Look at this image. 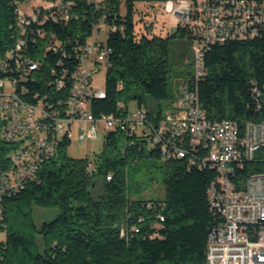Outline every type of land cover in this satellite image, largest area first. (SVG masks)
I'll return each mask as SVG.
<instances>
[{"label":"trees","instance_id":"1","mask_svg":"<svg viewBox=\"0 0 264 264\" xmlns=\"http://www.w3.org/2000/svg\"><path fill=\"white\" fill-rule=\"evenodd\" d=\"M76 1L75 10L86 13L85 17L53 21L46 7L41 17L46 29L81 40L90 33L91 21L103 13L105 22L116 25L106 39V94L92 99V115H119L123 111L119 102L140 93L156 102L158 115L172 109L179 89L176 96L169 89L171 53L194 63L193 44L203 34L197 14L163 35L154 29L156 19L146 18V7L165 0H101L98 10L86 0ZM18 2L0 0V57L19 33ZM31 44L32 59L39 67L26 82L25 98L35 103L47 94L50 103L57 96L65 97L64 90L58 92L51 85L56 75L51 69L58 71L59 53L34 48L38 42ZM186 73L182 72V82L194 76V72ZM254 82L264 83V37L213 43L204 54V72L197 83L200 106L210 119L264 118L253 103ZM137 104L142 105L140 99ZM2 123L0 118V175L13 168L12 146L1 137ZM134 138L128 145L121 131H109L91 171L88 156L68 155L70 138L57 139L54 155L43 160L16 190L0 197V264H206L208 234L222 222L219 212L210 207L207 192L215 170L191 164L186 156L172 158L161 165L163 196L131 198L129 164L159 158L157 147L148 146L140 136ZM249 169L261 167L246 165L244 173ZM34 206L53 208L56 213L37 227Z\"/></svg>","mask_w":264,"mask_h":264},{"label":"built area","instance_id":"2","mask_svg":"<svg viewBox=\"0 0 264 264\" xmlns=\"http://www.w3.org/2000/svg\"><path fill=\"white\" fill-rule=\"evenodd\" d=\"M18 1L19 33L5 56L0 57L1 137L12 146L13 161V168L0 175V197L10 189L16 190L43 160L54 155L57 139H71V124L81 120L87 126L85 131L79 128L80 141L96 139L100 133L104 140L109 131L117 130L126 136L128 145L137 135L148 146L157 147L162 161L186 156L191 164L213 168L216 175L208 186V199L222 222L208 234L206 264H264V118L210 119L200 106L197 92L204 54L211 44L264 37V0H165L163 4L176 24L189 22L195 14L203 24L202 37L193 44V78L179 87L173 108L161 115L150 114L137 103L130 107L128 100L119 102L121 114L99 116L92 115L91 101L105 97L106 92L104 87L93 85L92 66L101 63L107 67L109 48L97 35L89 37L94 26L97 31L105 28L108 34L116 25L105 22L103 13L91 21L90 33L83 40L79 36H59L44 27L42 8L50 11L53 21L67 23L85 17L86 13L75 10L76 0ZM86 1L94 10L102 6L101 0ZM22 3L30 12H22ZM33 42L40 44H33L34 48L59 53L58 71L51 69L56 74L51 85L58 92L64 90L65 97L57 96L50 103L47 94L35 103L25 98L26 82L39 67L31 56L29 46ZM5 84L10 91L4 90ZM252 98L256 111L264 112V83L254 82ZM95 155L88 156L90 171L95 169ZM246 165L261 170L244 173Z\"/></svg>","mask_w":264,"mask_h":264},{"label":"rangeland","instance_id":"3","mask_svg":"<svg viewBox=\"0 0 264 264\" xmlns=\"http://www.w3.org/2000/svg\"><path fill=\"white\" fill-rule=\"evenodd\" d=\"M137 5L143 9L142 3L138 2ZM20 9L22 12H30V8L27 4L22 3ZM147 14L146 18L156 21L154 22V29L156 32L165 34L170 31L176 25V18L166 9L165 5L161 2H152L146 7ZM97 35L98 39L104 42L106 40V30L97 31L96 27H93V31L90 39ZM174 53V52H173ZM171 53L170 62L171 69L169 73V89L173 95H177L179 85H185V80L182 82L183 73L189 71L194 72L193 63L188 64L191 61L189 58L180 60L175 58V55ZM94 71L92 72L93 85L95 87H104L106 67L99 63L92 66ZM188 75V73H186ZM5 91H10L8 84L4 86ZM141 100L143 106L151 110L152 113H156L157 107L156 102L147 94L140 93L134 99L129 100V106L136 105L138 100ZM90 102L87 103V107ZM87 124L84 121H75L71 124V142L67 147V153L73 158H82L89 156L93 153H97L102 149L103 146V134L100 133L96 139H85L80 141L78 138L79 128L82 127L85 131ZM163 161L160 158H141L134 160L128 166V193L131 198H156L161 197L164 194V185L162 182L163 172L161 165ZM56 209L41 208L34 206L33 209V220L37 227L45 220H49L54 217ZM1 235V234H0ZM38 242L40 243V237L38 236Z\"/></svg>","mask_w":264,"mask_h":264}]
</instances>
